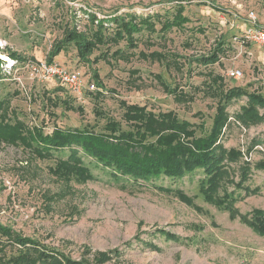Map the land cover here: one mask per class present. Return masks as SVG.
Masks as SVG:
<instances>
[{"label": "rangeland", "instance_id": "obj_1", "mask_svg": "<svg viewBox=\"0 0 264 264\" xmlns=\"http://www.w3.org/2000/svg\"><path fill=\"white\" fill-rule=\"evenodd\" d=\"M181 2L188 18L182 27H172L160 37L156 23L155 32L135 35L134 47L123 41L112 45L110 52L119 47L123 54L109 57L108 62L80 61L73 44L54 57V61L79 71L87 83H95L97 74L100 87L96 91L101 95L86 91L83 102L74 100L54 80L37 81L26 71L7 74L1 69L0 99L5 101V117L43 134L56 127L103 131L109 119L126 129L120 103L124 101L155 113L171 111L203 136L209 132L216 101L224 90L241 86L264 96V47L240 45L234 39L244 27L247 12L255 13L259 0ZM176 3L0 0L1 44L4 40L0 59L4 58L1 50L7 49L19 53L20 61H45L65 27L77 31L90 27V13L99 18L124 12L165 17ZM219 41L225 51L218 62L203 66L195 61ZM151 51L162 56H151ZM98 53L95 50L91 58ZM175 60L182 66L174 65ZM233 67L242 71L241 78L225 76L226 69ZM210 74L220 76L221 93L215 83L207 85ZM165 83L191 98L175 97ZM246 101L243 95L227 106L226 125L217 141L239 156L224 161L226 181L217 193L223 200L221 207L204 199L202 169L177 179L162 175L153 183H135L128 176H110L81 150L82 162L75 164L69 160L68 148L52 150V156H38L20 143L0 141V225L87 264H264V237L243 221L253 210L264 209V108H258L259 122L244 125L237 114ZM81 165L89 168L93 178L78 175L74 167ZM159 185L172 189L165 191ZM177 190L191 202L184 201ZM231 198L235 199L234 216L223 208ZM161 232L176 238L166 239ZM12 240L0 234V264H12L10 260L18 255L21 247ZM102 253L105 257L100 258Z\"/></svg>", "mask_w": 264, "mask_h": 264}, {"label": "trees", "instance_id": "obj_2", "mask_svg": "<svg viewBox=\"0 0 264 264\" xmlns=\"http://www.w3.org/2000/svg\"><path fill=\"white\" fill-rule=\"evenodd\" d=\"M184 5L181 0L173 6L171 13L165 17L158 14H136L124 12L99 18L95 13L87 14L90 27L86 31H77L75 27L64 28L63 37L55 41L46 55V61H53L60 51L73 44L80 61L88 64L99 60L109 61V57L121 56L122 49L117 47L110 52L112 45L123 41L125 45L134 47L138 33L146 31L148 34L155 32V25H160L157 32L160 37L172 27H182L188 18L183 14ZM153 17H156L154 20ZM104 47L105 50H101ZM95 50L99 53L91 58ZM2 53L10 57L21 59L19 53L2 49ZM225 48L223 42H217L213 50L208 54H202L195 58L196 62L208 66L218 62ZM146 56L144 52H140ZM162 54L151 51L150 54ZM22 60V59H21ZM2 60L0 59V64ZM178 66L177 60L173 61ZM182 66V63L181 65ZM0 67V78L1 75ZM96 90L100 87L97 74L94 73ZM215 83V89L221 90V78L219 75L210 74L207 85ZM211 86H208L210 88ZM63 88V87H62ZM167 91L174 93L175 97H186L183 90L178 87L169 88L165 83ZM95 90V96L101 95ZM88 93H92L89 91ZM93 94V95H94ZM246 96V105L242 106L237 118L244 124L257 123L262 117L258 108H264V96L258 92H248L241 86H233L221 93L220 99L216 101L215 113L209 132L206 135H197L188 121L177 118L171 111L155 113L146 109L145 106L127 104L120 101L124 112L122 117L127 128L124 129L117 121L109 119L103 131H94L89 128H54L51 133L43 134L41 131L26 129L25 125L16 120L11 122L5 117V101L0 99V141L5 143H20L31 148L38 156H52V150L68 148L69 160L75 164L82 162L78 152L81 150L87 156L95 160L109 175L114 178L128 176L135 183H153L159 176L170 179L181 178L185 174L196 169H202L204 176L200 181V190L204 199L222 206L223 200L217 195L219 187L225 183L227 173L224 161H235L239 156L235 150H226L218 141L221 130L227 121V106L235 98ZM66 103V102H64ZM66 107V106H65ZM80 177L93 178L92 173L86 166L74 167ZM160 189L170 191L169 186L159 185ZM248 192V191H247ZM183 200L190 203L191 200L181 191L177 190ZM225 193V192H224ZM226 195V194H225ZM234 198V197H233ZM235 199H230L223 208L227 209L231 216L235 215L233 206ZM256 233L264 237V209H255L249 217L243 218ZM162 233V232H161ZM0 234L8 235L12 242L21 247L18 255L10 261L12 264H87L83 260L65 255L60 250L41 244L32 237L20 236L13 233L7 225H0ZM165 234V235H164ZM166 239H175L171 233H162ZM100 258L105 257L100 254Z\"/></svg>", "mask_w": 264, "mask_h": 264}, {"label": "built area", "instance_id": "obj_3", "mask_svg": "<svg viewBox=\"0 0 264 264\" xmlns=\"http://www.w3.org/2000/svg\"><path fill=\"white\" fill-rule=\"evenodd\" d=\"M234 16H237V14L235 13ZM235 19H239V17H235ZM234 39L240 45L249 43L264 47V24L257 21L254 11L249 10L247 12L244 27L237 36H234ZM2 42L3 44L0 43V48L4 46V40ZM2 59L1 69L5 71L4 73L20 74L26 71L31 79L37 81L54 80L78 102L84 101L86 91L93 92L96 90V85L93 81L87 83L79 71L70 69L54 60L51 62L46 60L20 61L18 58L10 56H7V60ZM225 76L230 79H239L242 77V71L239 68H228L225 71Z\"/></svg>", "mask_w": 264, "mask_h": 264}, {"label": "crops", "instance_id": "obj_4", "mask_svg": "<svg viewBox=\"0 0 264 264\" xmlns=\"http://www.w3.org/2000/svg\"><path fill=\"white\" fill-rule=\"evenodd\" d=\"M260 7H264V0H259V2H257V6L254 7L255 9V15L257 18V21L259 23L264 24V11L262 8ZM5 54V53H3ZM7 55V54H6ZM8 56V55H7Z\"/></svg>", "mask_w": 264, "mask_h": 264}, {"label": "bare ground", "instance_id": "obj_5", "mask_svg": "<svg viewBox=\"0 0 264 264\" xmlns=\"http://www.w3.org/2000/svg\"><path fill=\"white\" fill-rule=\"evenodd\" d=\"M0 43H1V42H0ZM1 56H3L4 58H6V57H7L6 55H3V54H2ZM6 60H7V58H6Z\"/></svg>", "mask_w": 264, "mask_h": 264}]
</instances>
